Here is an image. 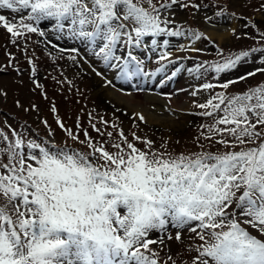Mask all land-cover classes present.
<instances>
[{
  "label": "snow or ice",
  "instance_id": "snow-or-ice-1",
  "mask_svg": "<svg viewBox=\"0 0 264 264\" xmlns=\"http://www.w3.org/2000/svg\"><path fill=\"white\" fill-rule=\"evenodd\" d=\"M174 6L201 8L191 0H0V9L27 13L18 19L0 14V27L12 43L30 33L47 38L49 33L42 29L50 25L57 40L90 45L104 65L103 71L95 66L92 71L112 85L104 74L109 70L130 82L154 77L175 64L168 37L194 42L204 36L179 25ZM261 10L264 2L257 9ZM224 14L223 9L215 13ZM252 27L258 29L259 23ZM259 37L264 40V32ZM46 43L60 53L79 54L75 47H58L47 39ZM135 49L157 53V63H166L149 72ZM176 49L200 51L187 45ZM256 53L264 64L262 45L230 54L223 63L197 64L187 71L198 77L214 72L218 77L248 63ZM69 59L76 61V56ZM183 67H175L166 79ZM31 72L35 77V66ZM257 73L264 74V67L238 80L203 83L190 92L196 97L201 90H223L203 103L193 101L202 110L199 115L212 120L200 126L196 151L173 153L165 145L161 151L154 147L155 141L135 132L130 141L116 124L111 127L119 141L111 144V131L106 133L109 139L95 141L82 129L81 140L59 119L57 125L67 137L64 142L56 141L47 121H43L49 128L44 138L15 129L11 136L0 131V264H159V252L152 246L173 239L163 235L170 227L178 229L174 237L178 241L185 229L199 240L191 249L196 253L192 264H264V83L240 93L227 91ZM52 111L56 112L55 106ZM133 115L146 121L141 113ZM76 127H81L79 119ZM91 127L105 135L95 124ZM75 143L87 150L74 147ZM216 145L220 147L212 150Z\"/></svg>",
  "mask_w": 264,
  "mask_h": 264
},
{
  "label": "rangeland",
  "instance_id": "rangeland-1",
  "mask_svg": "<svg viewBox=\"0 0 264 264\" xmlns=\"http://www.w3.org/2000/svg\"><path fill=\"white\" fill-rule=\"evenodd\" d=\"M213 1L212 7L209 5L208 0H191V2L201 5L199 11L191 7L183 9L174 6V12L177 16L176 21L179 25H182L185 29H191L204 34L201 41L196 43V47L194 46L200 49L196 54L184 50L177 51L176 46L184 43V41H181L182 37H168L171 42L175 43L174 51H172V59L176 60L177 57L182 58L179 61L176 60L175 63L186 64L190 68H194L197 64H205L202 61L208 62L207 65L205 64L206 66L215 63H223V57L226 54H222L224 48H218L216 52H213V45L209 44L207 39L209 37L208 32L211 31L210 28H212V25L215 26V24L225 16V14L216 16L215 13L223 9L227 13L252 14L254 10L251 5L258 3L259 7V0ZM153 3H157V0H153ZM205 5H207V7H204ZM0 14H5L9 18L17 15L7 9H0ZM256 16L259 20L258 31L264 32V15L258 13ZM205 17H212V19L206 20ZM240 26L241 25H239V29L234 36L230 34L231 39L226 40L228 43H224V47H230L226 49L227 52H232V50H250L253 47H261L264 45V40L260 39L258 33H254L249 39L243 38V32ZM224 27L225 26H223V28ZM48 28H51V26L49 25ZM217 32L225 34L227 30L225 32L223 30H217ZM253 37H255V39H253ZM12 39L13 38L6 30L0 27V63L4 61L9 63L12 62L20 66L19 70H21L19 74H0V87H4L7 90V96H4L2 93L0 94V105L2 106L1 108H5L6 111H9L11 116L18 113L20 115L19 117H30L35 121V126L40 124L39 120L42 117L49 118L52 123L58 118L62 119L66 128H71L76 131L81 140H84L82 129H86L95 141L109 139L106 133L111 131L113 132V138L109 140V144H111L113 140L118 142L119 137L116 134V130L111 127L112 124H116L123 129L130 141L132 140L131 134L135 132L140 137H146L155 141L154 147L161 151L164 150L161 148V145H165L168 151L173 153L199 150L197 146V137L200 136L202 131L200 126L210 124L212 120L211 118L194 114V112L200 113L201 111H197V107H195L192 101L189 103L193 114H188L186 117L177 115L175 119L174 117L168 116V113L158 111L159 106L156 108H154V106L148 107V111L158 116L163 122L167 121L168 118H172L174 123L180 124L181 128L177 131L152 124L147 122V120L145 122L138 121V119H134L135 117L130 114L131 111L128 108L129 111L128 114H126L125 111L120 110L123 109L122 107H116L118 106L116 105L117 103L113 104L109 102L111 101L110 99L106 101V99L101 96L99 97L96 93L98 86L96 85L93 74L91 75L89 71L82 70L77 63L70 64L69 56L71 55H68L67 52L60 53L52 51L45 43L41 42L38 34L35 33H30L20 38L16 43H12ZM244 44L253 45H247L248 47L250 46V49H247L244 48ZM217 52L220 54L215 56L214 54ZM68 53L70 54L71 52ZM260 55V53H256L253 54L252 58H249V65L247 68H244L245 71L248 72L252 71L254 68L264 67V64H261L259 61ZM191 57H195V59L189 60ZM29 58L33 60V64L31 65L35 66L37 69L35 77L32 75L30 64L28 63ZM98 62L101 63L99 60ZM201 71H203V69ZM244 74L246 73L242 75ZM257 74L254 83H264V74ZM240 75L241 73L234 70L222 73L218 77L214 72H209L202 77H198V75L195 74L196 77L206 80L209 83L215 78L217 81L224 83ZM34 80L41 84L42 87L36 88L33 83ZM242 82L243 81H239L233 84L232 87H229L228 91L235 90L243 92L250 87V81L246 83ZM160 98L162 97L160 96ZM205 98H209L208 91L205 93L204 100ZM17 102H19V105H22V107L18 106ZM33 106L36 107L34 108ZM53 106H55V109H58L57 113L51 112ZM12 118L7 121L15 127L17 132H21L22 125L16 120H12ZM78 119L81 126L79 129L76 127ZM102 120L109 121V125L106 127L101 122ZM91 124H95L105 135L101 137L92 129ZM56 129L59 142H64L65 139H67L66 133L61 129ZM26 134L29 137H33L30 136L29 132H26ZM68 142L73 143L71 140H68ZM203 143H205L207 147V142L203 141ZM73 146H81V149L85 150L84 146L79 143H75ZM137 146L141 148L144 147V145L139 142H137ZM219 147L220 145H216L212 150ZM176 231H178V229L168 230V232L163 235L167 236L171 234L173 239H165L163 246H158V248H156L155 245H153V247L157 249L159 256L167 261L168 264H173V262L174 264H189L196 255L191 249L200 242L198 239L193 238L195 235L194 233L186 229L182 230V238L178 241L174 238ZM159 248L162 249L160 250ZM185 251L189 254L191 259H185ZM169 255L171 259L168 258Z\"/></svg>",
  "mask_w": 264,
  "mask_h": 264
},
{
  "label": "bare ground",
  "instance_id": "bare-ground-1",
  "mask_svg": "<svg viewBox=\"0 0 264 264\" xmlns=\"http://www.w3.org/2000/svg\"><path fill=\"white\" fill-rule=\"evenodd\" d=\"M235 23L232 24V28H234ZM210 36H212L214 39H216L219 43H222L223 41L226 40V38H228V35L222 34V33H218L216 30H211L209 32ZM191 44V41H186L184 44L181 45H189ZM156 62L154 61V57L153 59L149 62V65H151L149 67V69H152L156 64ZM187 68H185V78L182 80L178 86L177 89H179L181 91V95L177 96V99H175L173 101V99L171 98L172 96H170V94H175L174 92H170V90H166V92H168L167 94V98L165 99V103L167 101V103L170 106L171 110H189L190 105L188 104V101L190 100H194L195 98H198V96L193 97L190 95V92L194 89L197 88L199 85H201L200 81H195L193 82V84H191V78L192 80L195 79V76H191L189 74H187L186 72ZM163 73V72H161ZM160 73V74H161ZM180 73H177V75L173 78H177L180 77L179 76ZM115 76V74H114ZM114 76H110V80H112V78H114ZM114 80H118V78H114ZM114 80H112V85H116L118 82H114ZM95 81H96V85L98 86V88L96 89V93L97 95L104 99H106V101H109V99L113 104L117 103L116 106L117 108L122 107L125 112H128L129 110L131 111L130 114H134V113H141L145 116L147 122H150L152 124L155 125H159L163 128H169L172 129V131H177L178 129L181 128L180 124H176L173 122V119L168 118L167 121L163 122L158 116H155L154 114L150 113L148 111V107H158V111H164L163 106H162V101L160 99L157 98H153V97H149V96H145L143 94L141 95H135V96H131V97H125V96H121L118 95L117 93H115V91L111 90L110 87L103 85L102 81L100 79H97L95 77ZM184 81V82H183ZM170 82H172L170 80ZM196 82H198L196 84ZM101 83V84H99ZM189 91V93H186V91ZM177 94H180V92H177ZM126 108V109H125ZM129 110H128V109ZM168 107L166 106V109ZM178 115H183L181 112ZM134 116V115H133ZM175 119V117H174Z\"/></svg>",
  "mask_w": 264,
  "mask_h": 264
}]
</instances>
